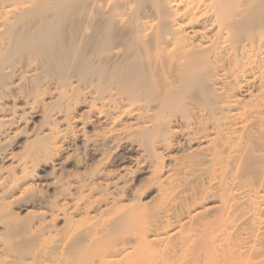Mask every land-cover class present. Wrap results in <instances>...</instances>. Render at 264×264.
<instances>
[{"label": "bare ground", "instance_id": "1", "mask_svg": "<svg viewBox=\"0 0 264 264\" xmlns=\"http://www.w3.org/2000/svg\"><path fill=\"white\" fill-rule=\"evenodd\" d=\"M0 264H264V0H0Z\"/></svg>", "mask_w": 264, "mask_h": 264}]
</instances>
